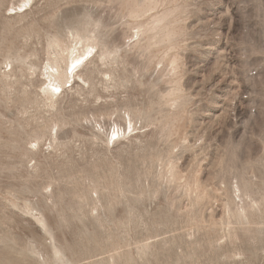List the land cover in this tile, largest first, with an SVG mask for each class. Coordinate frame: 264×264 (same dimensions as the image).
Masks as SVG:
<instances>
[{"label":"rangeland","instance_id":"rangeland-1","mask_svg":"<svg viewBox=\"0 0 264 264\" xmlns=\"http://www.w3.org/2000/svg\"><path fill=\"white\" fill-rule=\"evenodd\" d=\"M24 1L0 0V264H264V0Z\"/></svg>","mask_w":264,"mask_h":264},{"label":"bare ground","instance_id":"bare-ground-1","mask_svg":"<svg viewBox=\"0 0 264 264\" xmlns=\"http://www.w3.org/2000/svg\"><path fill=\"white\" fill-rule=\"evenodd\" d=\"M156 3L157 2H155V4ZM156 5H160L159 2ZM31 7H32V0H25L23 2V4L19 5V7L14 6L9 10H12V13L17 14L20 12H26ZM155 8H157V7H152V4L149 6L146 5V7L144 8V10L142 12L143 14H141V11H140V14H141V16L143 15L144 17H146L147 13L150 11L156 10ZM162 12H164V11H162ZM131 14L133 16H138V17L140 16V14L138 12L135 14L134 11H131ZM172 14H173V12H170L169 14L165 12V13H160L159 15L147 17L146 18V25H149V27H148L149 30L151 29L150 28L151 24L154 25L153 29L158 28V30H159L158 34L161 35V37H163L161 39H165L164 36L170 37L173 35V32H175V30L173 32H170V30H169V27L173 26L172 23L175 21V20L173 21L171 19L169 21V17H171L170 15H172ZM148 28H147V30H148ZM138 33H139V31H138ZM88 39L90 40V37H88ZM79 40H81V39H79ZM74 41H77V40H74ZM85 41H87V40H85ZM160 41L162 42V40H160ZM55 43H56V46L58 48V51L53 52L54 56H52L50 61L46 64V67H45L46 80L44 82L45 87L43 86L44 87V89H43L44 93L47 95L48 99L50 101H52V103H54L56 99H60L63 96V94L65 93V91H63V92L61 91L62 93L59 95L58 92L55 93L56 89H59V90L61 88L64 89V84L67 81H69L70 80L69 78H71V77L73 78L72 80L74 82L71 85V88H73L77 84V80H76L77 77L80 76V74L88 67V65L93 61V59L97 55V53H94L95 46H94V44H92L93 42L88 43V42H83L81 40V41H77L76 44H74V45L72 44L73 46H68V45L63 46V44L59 40L58 41L56 40ZM50 46H54V44L51 43ZM78 46H80V47H78ZM86 56H90V58L86 59L85 58ZM84 58L86 59V61L84 60ZM175 58L173 57L172 58L173 60L170 63V64H172L171 65V73L173 74L174 78L176 77V74H177V66H176ZM82 60H84L85 62L82 63L81 62ZM77 61H79V63H77ZM64 64H68V65H66V67H64ZM73 65H75V67H73ZM69 69L71 70V72H72V69L74 70L72 74H71V72H69L70 71ZM84 82L86 83L87 81L84 80ZM172 82H174V81H172ZM176 83H178V82L175 81L174 86L176 85ZM178 87L176 86L174 88H170L169 89L170 91L167 93V96L172 97L171 100H174L172 103L173 104L172 108H173L174 104L177 105L176 103H177V98L179 95L178 93H181V91H179ZM57 94H58V96H57ZM127 129L134 132V131H137V129H139V128L134 126L132 119H130L129 128L127 127ZM127 129L124 130V138H126ZM120 131H121L120 129H116L111 133V135L109 134L108 144L110 142H113L114 144H117L118 142H120V140H121ZM130 134H132V133H130ZM116 136L118 137V139L113 140L116 138Z\"/></svg>","mask_w":264,"mask_h":264},{"label":"snow or ice","instance_id":"snow-or-ice-1","mask_svg":"<svg viewBox=\"0 0 264 264\" xmlns=\"http://www.w3.org/2000/svg\"><path fill=\"white\" fill-rule=\"evenodd\" d=\"M77 63H79V61H77ZM73 67H75V65H73ZM56 91H59V89H56Z\"/></svg>","mask_w":264,"mask_h":264}]
</instances>
